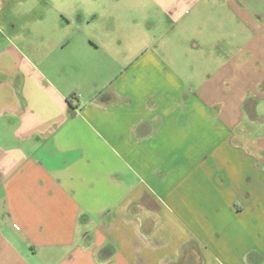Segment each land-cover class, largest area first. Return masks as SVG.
<instances>
[{"label":"crops","instance_id":"0c3cea01","mask_svg":"<svg viewBox=\"0 0 264 264\" xmlns=\"http://www.w3.org/2000/svg\"><path fill=\"white\" fill-rule=\"evenodd\" d=\"M29 1L0 0V264H264V0H150L131 42Z\"/></svg>","mask_w":264,"mask_h":264},{"label":"rangeland","instance_id":"374dc122","mask_svg":"<svg viewBox=\"0 0 264 264\" xmlns=\"http://www.w3.org/2000/svg\"><path fill=\"white\" fill-rule=\"evenodd\" d=\"M33 2H35L36 4L37 0H30L29 3H27L26 8H28V4L33 3ZM48 2H49L47 4L48 6L45 8V10H41L43 8H40V9L38 8L36 9V12L35 11L32 12V9H31L29 10L30 12L29 16L27 18L20 17L19 21L21 20L25 21L30 18H36L39 12L40 13L44 12L46 16H51L52 18H58V13L55 8V5L58 4V0H48ZM139 2L141 4L136 3V0H94V5L92 7L100 9L102 6H105L107 7V9L109 8L108 12L106 13L107 16L110 17L109 25L113 28L114 27L116 28V26L120 28L122 26L124 28L123 33L124 31L127 32V34L123 36V38L126 41L131 42L132 38H134L132 36L136 35L138 32L137 30L139 29H141L140 31H142V34H143V37L141 39L148 37V34L150 33L154 34V32L157 36H160V32L158 30L152 31L151 29H149V26H153L154 23L157 21V19H153V18L148 20V17L150 14V12H148L149 10H151L152 13L153 12L156 13L155 4L152 3V1L150 0H139ZM260 7L262 8V10H264L263 4H261ZM157 14L162 16L160 13H157ZM166 24L167 23H165V25ZM117 32H119V30H117ZM241 41H243L242 38H238V41L236 43L237 47L239 46ZM162 45H164V42H162ZM204 54L205 52L198 53V55L194 56V60H193V57H190L189 60L191 62H194V65L198 66L201 60V57ZM225 201L226 200H223V203Z\"/></svg>","mask_w":264,"mask_h":264},{"label":"trees","instance_id":"16d2710c","mask_svg":"<svg viewBox=\"0 0 264 264\" xmlns=\"http://www.w3.org/2000/svg\"><path fill=\"white\" fill-rule=\"evenodd\" d=\"M249 104V103H248Z\"/></svg>","mask_w":264,"mask_h":264}]
</instances>
